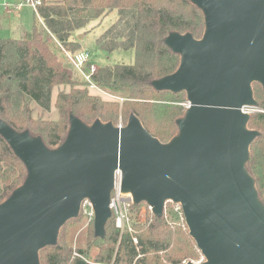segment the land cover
<instances>
[{
    "label": "water",
    "instance_id": "1",
    "mask_svg": "<svg viewBox=\"0 0 264 264\" xmlns=\"http://www.w3.org/2000/svg\"><path fill=\"white\" fill-rule=\"evenodd\" d=\"M192 1L205 13V34H171L166 43L181 65L154 82L157 90L188 93L170 143L134 115L122 128L72 117L67 140L50 150L0 120V134L28 169L24 185L0 205V264H41L40 250L57 244L86 199L104 237L117 171L122 190L155 215L163 216L169 199L181 204L202 264H264V205L246 169L259 134L247 128L246 108L258 104L252 84L264 87V0Z\"/></svg>",
    "mask_w": 264,
    "mask_h": 264
},
{
    "label": "trees",
    "instance_id": "2",
    "mask_svg": "<svg viewBox=\"0 0 264 264\" xmlns=\"http://www.w3.org/2000/svg\"><path fill=\"white\" fill-rule=\"evenodd\" d=\"M41 1L36 10L39 21H35L31 31H25L18 39H0L1 121L18 132L28 131L32 137L42 138L50 150L65 143L72 117L87 126L100 120L118 127L120 117L127 126L134 115L162 144L170 143L179 135L177 122L187 113L188 93L157 90L154 82L176 73L181 65L182 56L166 43L171 34H191L196 40L203 38L206 19L200 7L192 0ZM113 11H117V19L97 39V46L108 53L134 51L135 63L102 67L95 82L123 101H105L91 94L87 83L74 78L65 55L83 50L73 39L75 31ZM51 36L56 42L50 41ZM61 86L70 90H60L57 94L58 121L33 118L31 103L50 111L54 89ZM252 87L257 108L263 111L251 114L247 124L249 130L259 134L250 145L246 169L264 205V87L259 82H254ZM27 178L26 165L0 134V205ZM140 205L135 203L133 207ZM81 216L82 211L78 218ZM154 216L152 225L140 226L143 231L136 236L131 232L122 234L112 216L105 236L90 238L99 249L93 262L81 257L70 260L72 250L68 248L64 228L78 218L71 219L60 229L57 244L40 250V263L162 264L158 254L166 253L164 259L168 264H179L183 259L202 254L186 226L184 230L176 222L171 225L164 216ZM78 253L88 255L83 249Z\"/></svg>",
    "mask_w": 264,
    "mask_h": 264
},
{
    "label": "rangeland",
    "instance_id": "3",
    "mask_svg": "<svg viewBox=\"0 0 264 264\" xmlns=\"http://www.w3.org/2000/svg\"><path fill=\"white\" fill-rule=\"evenodd\" d=\"M25 1L26 0H0V39H18L23 35L25 31H31L33 29L35 21H39V17L35 8L25 3ZM6 5H9L11 9L10 12L5 9ZM20 5L22 6L18 9ZM117 16V11H113L103 18L92 20L85 28L79 29L73 34V39L80 43L82 49L87 50L92 54L93 62L98 68L120 63L127 65L135 63L134 51H115L112 53H108L99 49V47L97 46V39L115 22ZM50 41L56 42V39L51 36ZM65 55L67 56L66 58L68 59V63L74 72V78L79 82L81 79L77 76L72 65L70 64L68 55ZM60 90L69 91L70 88L61 86L54 89L52 96V107L50 111H45L36 103H31L30 108L32 110V117L39 120L58 121L59 113L56 108L55 101ZM90 93L100 96L105 101H123L121 98L112 95L102 88L93 90ZM262 111L263 110L257 108V106L246 108V113L248 115ZM119 121V125L124 123L122 117H120ZM86 208L87 211H82V216L80 218L77 217L78 219L70 221L64 228V232L67 236L68 248L72 250L70 259L71 261L75 257L82 256L83 259L93 262L94 257L99 253L98 246H96L93 241H90V238H93L94 235L97 236L95 232V215H90L91 208L89 206H86ZM132 212V230L128 232L135 234V236L139 233H142L143 228L152 225L155 220V214H152L147 210V206L145 203H141L138 208L133 207ZM165 218L171 225L174 224L173 222H176L178 224H181V227L184 230L187 227L186 223H184L174 211H170L169 216ZM140 226H142L143 228H140ZM135 239L137 240V242ZM134 243L136 245L138 244L137 237L134 238ZM79 249L87 250L88 255H81L80 253H78ZM165 255L166 253L158 254V256H161L162 264H168L164 259ZM150 256H155V254H151ZM71 261H69V264H71ZM205 261V257L200 253V255L197 257L181 260L179 264H202Z\"/></svg>",
    "mask_w": 264,
    "mask_h": 264
},
{
    "label": "built area",
    "instance_id": "4",
    "mask_svg": "<svg viewBox=\"0 0 264 264\" xmlns=\"http://www.w3.org/2000/svg\"><path fill=\"white\" fill-rule=\"evenodd\" d=\"M25 3L34 7L35 10H37V8L42 5L41 0H26ZM21 6L22 5H20L18 9ZM5 7L8 12L11 11L9 5H6ZM66 54L68 55L71 61V64L75 69L77 76L83 82L88 84L90 91L99 89L98 85L95 82V77L97 76L100 68H98L94 64L92 54L87 50H82L75 54L66 52ZM118 127L122 128L124 126L123 124H120L118 125ZM134 204H135V201H134L133 195L131 193H126L122 190V173L120 171H117L115 188L112 193L110 208L112 210V214H113L112 216L115 219L116 227L121 231L122 234L132 230V223H133L132 210H133ZM145 204L147 206V210L151 212L152 214H155L153 207L146 202ZM86 206H89L91 208L90 215L94 216L95 210H94L92 202L89 199H86L82 203L81 211H87ZM170 211H174L180 217V219L184 223H186L183 208L180 203H177L173 201L172 199L167 200L164 205L163 215L165 217H168ZM78 257L82 258V256H78Z\"/></svg>",
    "mask_w": 264,
    "mask_h": 264
},
{
    "label": "crops",
    "instance_id": "5",
    "mask_svg": "<svg viewBox=\"0 0 264 264\" xmlns=\"http://www.w3.org/2000/svg\"><path fill=\"white\" fill-rule=\"evenodd\" d=\"M15 7V6H14ZM5 9H6V7H5ZM15 9V8H14Z\"/></svg>",
    "mask_w": 264,
    "mask_h": 264
},
{
    "label": "bare ground",
    "instance_id": "6",
    "mask_svg": "<svg viewBox=\"0 0 264 264\" xmlns=\"http://www.w3.org/2000/svg\"><path fill=\"white\" fill-rule=\"evenodd\" d=\"M127 193H130V192H127Z\"/></svg>",
    "mask_w": 264,
    "mask_h": 264
}]
</instances>
